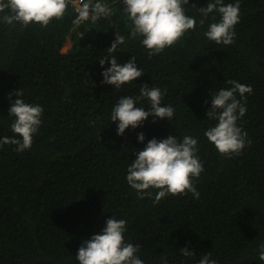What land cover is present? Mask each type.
Returning a JSON list of instances; mask_svg holds the SVG:
<instances>
[{"label":"trees","instance_id":"16d2710c","mask_svg":"<svg viewBox=\"0 0 264 264\" xmlns=\"http://www.w3.org/2000/svg\"><path fill=\"white\" fill-rule=\"evenodd\" d=\"M86 1H102L112 15L76 25L68 3L63 19L22 27L8 25L0 13V139L15 136L9 93L20 89L26 103L44 109L29 149L0 146V264H79L82 241L100 233L111 216L127 221L125 241L140 246L144 264H198L209 253L217 264H264L258 258L264 243V0H239L230 45L204 35L220 19L214 11L199 23V9L209 0H189L184 8L197 20L195 30L159 54L142 45L143 37L131 36L132 21L120 0ZM115 33L125 42L110 54ZM67 37L72 45L62 52ZM112 56L119 63L136 56L144 73L119 89L102 84L110 64L99 60ZM228 80L253 89L237 122L251 143L231 157L204 134L216 123L206 116L212 94L232 87ZM144 83L164 92L161 106H173L174 116L153 122L150 115L118 135L112 108L121 96H139ZM136 106L150 108L146 98ZM141 132L143 142L137 139ZM169 135L198 140L204 167L194 181L198 199L188 192L154 203L158 190L140 199L127 183L136 152L153 137ZM184 247L194 255L185 257Z\"/></svg>","mask_w":264,"mask_h":264},{"label":"clouds","instance_id":"9594fccd","mask_svg":"<svg viewBox=\"0 0 264 264\" xmlns=\"http://www.w3.org/2000/svg\"><path fill=\"white\" fill-rule=\"evenodd\" d=\"M73 0H0V13H5L3 21L8 25L19 23L22 27L30 24H39L47 27L51 21L63 19L68 3L77 14L74 24L80 25L91 18L112 15L109 6L96 1L85 3L78 11L72 4ZM100 2V3H98ZM124 5L123 10L132 21L131 36L143 37L141 43L151 54H159L166 48L178 43L188 30H195L197 20L186 15L184 5L189 0H120ZM8 10L7 12L5 10ZM203 25L210 13L218 12V22L209 24L204 35L216 44L230 45L235 42V25L240 20V3H224V0H209L206 7H200ZM115 40L108 47V52H115L118 45L125 42V37L115 33ZM62 49V48H61ZM62 51V50H61ZM109 63L110 67L103 70L102 84H110L119 89L126 83L135 81L144 73L138 67L136 56L124 63H119L115 56L100 59L103 66ZM232 85L230 88H221L212 94L211 107L206 112L210 121H216L214 126L206 129L205 136L214 144L217 151L226 157L239 155L251 141L247 140V133L238 126L246 114L245 94H251L250 85L242 84L236 80L226 81ZM166 91V90H165ZM140 95L137 97L121 96L112 108L110 120L118 121L117 134L123 135L130 126L135 129L151 115L153 122L156 118L172 120L175 108L171 105L161 106L164 92L159 87H149L147 83L141 84ZM239 94L240 99L237 98ZM15 95L16 99L11 100ZM22 90L9 93L10 107L8 114L13 116L14 122L11 130L14 137H3L0 146L4 144L16 145L17 152L29 149L33 143V135L38 132L42 123L41 117L44 109L39 104L26 103ZM146 98L150 108L146 111L143 106L137 107L138 101ZM244 100L245 103L241 101ZM207 103V101H205ZM19 137V138H16ZM140 142L145 140L144 133H138ZM198 140L192 135H184L182 139L169 135L167 138L148 140L142 150L136 152L128 168L127 183L136 190L140 199L145 196L152 198L149 189L158 190L154 203L166 195H184L191 192L198 199L199 191L194 181L204 171L198 152ZM127 221L116 219L113 216L106 220V225L98 234L82 241L76 259L79 264H144L137 253L139 245L126 242L124 233ZM185 257L194 255L187 247L181 248ZM211 253L204 255L198 264H217L215 259H210ZM258 258L264 261V243L258 246Z\"/></svg>","mask_w":264,"mask_h":264},{"label":"rangeland","instance_id":"374dc122","mask_svg":"<svg viewBox=\"0 0 264 264\" xmlns=\"http://www.w3.org/2000/svg\"><path fill=\"white\" fill-rule=\"evenodd\" d=\"M71 45H72V41H71V38L70 37H67V40L66 42L64 43L63 47H62V52H67L70 50L71 48Z\"/></svg>","mask_w":264,"mask_h":264},{"label":"built area","instance_id":"2783aa9c","mask_svg":"<svg viewBox=\"0 0 264 264\" xmlns=\"http://www.w3.org/2000/svg\"><path fill=\"white\" fill-rule=\"evenodd\" d=\"M72 4L75 6L76 10L78 11L86 3H85V0H73Z\"/></svg>","mask_w":264,"mask_h":264}]
</instances>
